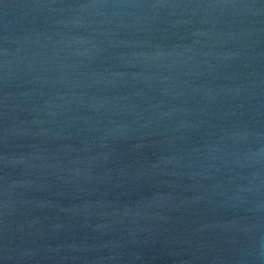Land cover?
<instances>
[{"label": "water", "instance_id": "95a60500", "mask_svg": "<svg viewBox=\"0 0 264 264\" xmlns=\"http://www.w3.org/2000/svg\"><path fill=\"white\" fill-rule=\"evenodd\" d=\"M0 264H264V0H0Z\"/></svg>", "mask_w": 264, "mask_h": 264}]
</instances>
